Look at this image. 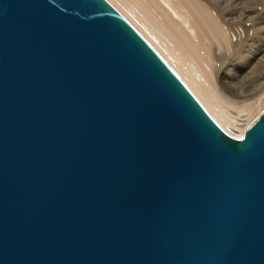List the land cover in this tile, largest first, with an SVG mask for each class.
I'll list each match as a JSON object with an SVG mask.
<instances>
[{"label": "water", "instance_id": "95a60500", "mask_svg": "<svg viewBox=\"0 0 264 264\" xmlns=\"http://www.w3.org/2000/svg\"><path fill=\"white\" fill-rule=\"evenodd\" d=\"M0 264H264V112L227 135L106 0H0Z\"/></svg>", "mask_w": 264, "mask_h": 264}, {"label": "bare ground", "instance_id": "6f19581e", "mask_svg": "<svg viewBox=\"0 0 264 264\" xmlns=\"http://www.w3.org/2000/svg\"><path fill=\"white\" fill-rule=\"evenodd\" d=\"M106 1L160 55L227 135L239 139L264 112V0H201L207 6L199 0H136L150 11L157 27L169 32L172 55L150 37L156 30L149 31L137 17H130L127 4ZM182 54H188L189 60ZM251 76H261V82L252 88L242 86ZM250 91L257 97L245 101ZM244 118L246 125L237 136L231 135Z\"/></svg>", "mask_w": 264, "mask_h": 264}, {"label": "rangeland", "instance_id": "374dc122", "mask_svg": "<svg viewBox=\"0 0 264 264\" xmlns=\"http://www.w3.org/2000/svg\"><path fill=\"white\" fill-rule=\"evenodd\" d=\"M120 2L121 1H123L124 3H125V6H126V4L129 6V8H128V6H127V8L129 9V15H130V17H137V19H139V21H141V23H142V25L144 26V27H146L147 29H149V31L150 30H152V29H154V30H156L157 31V34H155V31H154V33L153 32H151V34H150V37L151 38H153V39H155L158 43H160L161 45H165L166 46V48L170 51L169 53L172 55V52H173V47H171V43L173 44V42H171V40H170V42H169V32L167 31V29H163V28H161V27H157L156 26V24H158V23H154L152 20H151V17H150V15H151V13H150V11H148L146 8H144L140 3H138V2H135L136 0H119ZM108 2V1H107ZM122 2V3H123ZM202 2V3H201ZM109 3V2H108ZM123 3V4H124ZM204 2L203 1H201V0H199V4H203ZM110 4V3H109ZM111 5V4H110ZM203 5H206L207 6V4L206 3H204ZM202 5V6H203ZM112 6V5H111ZM116 10V9H115ZM147 13V14H146ZM150 15H149V14ZM120 14V13H119ZM150 18H149V17ZM152 16V15H151ZM219 25H221L220 23H219ZM132 26V25H131ZM134 28V27H133ZM174 45V44H173ZM228 47V46H227ZM179 53V52H178ZM183 53L185 54V51H183ZM180 54V53H179ZM184 54H182V56H184L185 58H187L188 60H189V55L187 56H185ZM160 56V55H159ZM179 57H181V55H179L178 57H177V62L179 61ZM184 58V59H185ZM187 59H185L186 61H188ZM164 61V60H163ZM165 62V61H164ZM189 62V61H188ZM241 63V62H240ZM263 63H264V61H263ZM242 64V63H241ZM170 68V67H169ZM237 68L239 69L240 67L239 66H237ZM171 69V68H170ZM172 70V69H171ZM173 71V70H172ZM234 73V72H233ZM232 73V74H233ZM177 76V75H176ZM262 77L261 76H251V77H247V78H245L244 80H243V82H242V86H244L245 88H252L255 84H257V83H259V82H261V79ZM217 83L218 82H216V85H217ZM188 89V88H187ZM251 93H254V91H250V92H246V95H251V96H248V97H246L244 100L245 101H252V100H255L256 99V95L255 94H251ZM263 113V112H262ZM261 114H259V116H260ZM258 116V117H259ZM242 120V119H241ZM256 121V120H255ZM246 123H247V118H244V120L243 121H239V123H238V126H236V127H234L233 128V130H230V133H231V135H233V136H237L238 135V132H240L239 130L240 129H242V127L244 126V125H246Z\"/></svg>", "mask_w": 264, "mask_h": 264}]
</instances>
